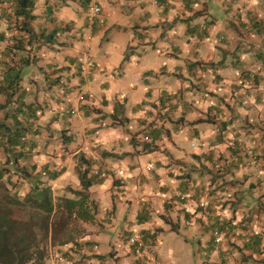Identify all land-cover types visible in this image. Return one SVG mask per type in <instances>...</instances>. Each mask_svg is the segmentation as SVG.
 Masks as SVG:
<instances>
[{
  "label": "crops",
  "instance_id": "obj_1",
  "mask_svg": "<svg viewBox=\"0 0 264 264\" xmlns=\"http://www.w3.org/2000/svg\"><path fill=\"white\" fill-rule=\"evenodd\" d=\"M33 14L18 95L44 135L56 115L82 146L55 161L46 137L32 163L54 192L82 189L65 177L80 157L98 180L95 217L61 259L177 264L156 250L169 228L197 239L187 264H264V0H35Z\"/></svg>",
  "mask_w": 264,
  "mask_h": 264
},
{
  "label": "trees",
  "instance_id": "obj_2",
  "mask_svg": "<svg viewBox=\"0 0 264 264\" xmlns=\"http://www.w3.org/2000/svg\"><path fill=\"white\" fill-rule=\"evenodd\" d=\"M34 7L35 0H0V41L6 39L7 32L13 33L14 41L4 49L9 60H0V95L6 96V103L0 102V110L12 103V113L7 110L5 119L0 120V158L7 156L5 164H0V264H44L51 247L76 243L84 236L85 232L79 238L73 234L72 218L89 222L95 217V204L88 190L98 180L88 176L90 160L84 163V157L78 159L82 189L70 190L75 196H63L58 201L52 186L37 174V165L32 163L38 147L36 135L41 129L36 125V108L31 110L32 105L18 93L25 68L31 65L30 44L26 43L36 35L31 24ZM3 22L7 23V32L1 31ZM16 95L18 103H13ZM21 160L24 164H20ZM10 164L16 165V173H23V179H28L31 186L25 193L16 188ZM58 174L54 173L53 178ZM61 252L57 250L58 255ZM64 255H59V264H67L61 259Z\"/></svg>",
  "mask_w": 264,
  "mask_h": 264
},
{
  "label": "rangeland",
  "instance_id": "obj_3",
  "mask_svg": "<svg viewBox=\"0 0 264 264\" xmlns=\"http://www.w3.org/2000/svg\"><path fill=\"white\" fill-rule=\"evenodd\" d=\"M107 49L111 50L109 47H107ZM30 55H31V58H34V59L37 58V54L33 55L31 53V51H30ZM41 55L43 56V53ZM2 71H3V69L0 66V79H2ZM31 72H35V70H33V68H32ZM17 98H18V95L14 96V98L12 99L13 103H18V101H16V100H18ZM0 102L6 103V96L5 95H3V94L0 95ZM11 105H12V103L11 104L7 103L5 109L0 110V120L5 119V113L7 110H9L11 112V109H12ZM61 119L62 118H58V116H56V115H52L49 118V123L52 125H48L49 123H46V119L42 118L41 124L47 128V130H46L47 134L44 135L43 130H41V132L36 135V141L37 142L35 143V145L36 144L38 145L37 150H39V147H41V146L43 147V144L48 143L46 137H50L52 139L51 146H49V144L46 145L47 148H46L45 152L49 157H53V159L55 161H59L62 156H66L69 153L75 152V150H77L79 147L82 146L81 143H79L76 147L75 146H73V147L69 146V143H70L72 137L69 138V135H67V130L64 128L63 120H61ZM43 122L46 125H44ZM58 122L60 125L58 124V128H57L56 123H58ZM50 126L56 127V130H55L56 135H55L53 130H50L51 129ZM30 138L31 137H28V140ZM35 159H36V157H35ZM40 159H41V162H43L41 155L39 157V160ZM53 159H52V161L55 163V161ZM6 160H7V156L5 157V156L1 155L0 164H5ZM83 161L86 162V159H84ZM19 162H20V164H24L23 160H21ZM29 162H31V160L28 161V164H30ZM77 163H78V158H77ZM55 164L59 165V163H55ZM9 166L12 168L11 169L12 170L11 171L12 179L17 180L16 188L20 190L19 192L25 193L27 190L30 189V186H31L30 183H28L29 182L28 179H23L21 177L23 175V173L19 172L21 175L16 173V171H15L16 165L10 164ZM57 167L59 168L60 166H57ZM85 167H86V165H83V168H85ZM88 167H89L88 168V176L91 177V175H89L91 173V169H90L89 165H88ZM47 169H49V168L44 167V165H42L39 168V170H37V172H38L37 174H39L43 179H45V178H47V175H49L48 173L45 174V172H48ZM55 170H57V169H55ZM69 176H71V177H69ZM79 176L80 175H79L78 169L75 167L74 171L69 172L68 175H66L65 177H66V179L70 178L71 180H73L74 185H75L76 183L78 184L80 182ZM75 186L76 187H73V188L67 187L64 190H57L56 189V191L54 192V195H55L57 201L60 199V197H63V196H75L74 193L70 191V190H78L77 188L79 186L78 185H75ZM87 223H89V222L83 221L79 217L72 218L71 226L74 228L73 234L77 238H79L83 232H86L88 230L89 227L87 226ZM110 229L112 232L115 231L114 226H111ZM187 240H189V241H187ZM159 242H160V244L156 250L160 253V255H162L164 257V261L169 262V263H171L173 261H178L177 264H187V262L189 261L190 258L184 259L183 254L191 248L196 249L198 247L197 239H194L191 234H189L188 232H186V230H183V229L181 230L180 234H178L175 231L169 230V228L166 229V231L161 234ZM58 249H60L59 245H55L49 249L48 257L46 258L44 264H53V261L55 264H59L60 259H59V256H57V250ZM62 250H64V249H62ZM63 252H65V251H63ZM181 256H182V258H181ZM180 259H182V260H180ZM213 261H214V259H212L210 262L212 263Z\"/></svg>",
  "mask_w": 264,
  "mask_h": 264
},
{
  "label": "built area",
  "instance_id": "obj_4",
  "mask_svg": "<svg viewBox=\"0 0 264 264\" xmlns=\"http://www.w3.org/2000/svg\"><path fill=\"white\" fill-rule=\"evenodd\" d=\"M101 12H102V6L97 3L93 4L89 9V15H88L89 20L93 22L95 17L98 16ZM88 63H89V60H86L85 63H83V67H82L83 70H86V66ZM146 140H150V138L146 137ZM216 234H217V237H216L217 243H220L222 241V236L219 232H216ZM141 237H142L141 235H137V234L129 237V241L132 245H138L136 247V251L138 252V254L143 252V247L139 243Z\"/></svg>",
  "mask_w": 264,
  "mask_h": 264
}]
</instances>
